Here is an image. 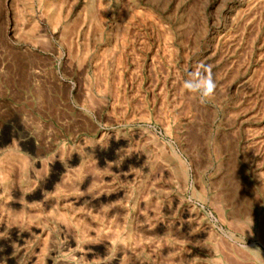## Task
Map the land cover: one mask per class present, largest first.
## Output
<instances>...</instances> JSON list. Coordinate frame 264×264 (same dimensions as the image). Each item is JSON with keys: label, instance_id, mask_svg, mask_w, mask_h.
Segmentation results:
<instances>
[{"label": "rangeland", "instance_id": "1", "mask_svg": "<svg viewBox=\"0 0 264 264\" xmlns=\"http://www.w3.org/2000/svg\"><path fill=\"white\" fill-rule=\"evenodd\" d=\"M238 1L0 0L16 264H264V0Z\"/></svg>", "mask_w": 264, "mask_h": 264}, {"label": "clouds", "instance_id": "2", "mask_svg": "<svg viewBox=\"0 0 264 264\" xmlns=\"http://www.w3.org/2000/svg\"><path fill=\"white\" fill-rule=\"evenodd\" d=\"M187 76L188 78L181 84L187 95L192 98L199 97L201 100L214 97L217 83L213 77L211 64L199 62Z\"/></svg>", "mask_w": 264, "mask_h": 264}, {"label": "bare ground", "instance_id": "3", "mask_svg": "<svg viewBox=\"0 0 264 264\" xmlns=\"http://www.w3.org/2000/svg\"><path fill=\"white\" fill-rule=\"evenodd\" d=\"M244 1L245 0H239L236 4L239 5L243 3ZM50 18L54 23L58 22L60 18V13H57ZM140 159H141L140 157H136L135 161L138 162ZM23 241H24L23 235L20 233H17L16 231L10 232L8 236H6V238H3V240H0V263L16 264L19 261L20 250L15 249L14 246L16 244L18 245L19 243H22ZM18 246H21V244Z\"/></svg>", "mask_w": 264, "mask_h": 264}]
</instances>
